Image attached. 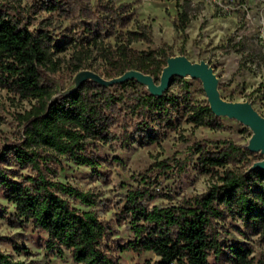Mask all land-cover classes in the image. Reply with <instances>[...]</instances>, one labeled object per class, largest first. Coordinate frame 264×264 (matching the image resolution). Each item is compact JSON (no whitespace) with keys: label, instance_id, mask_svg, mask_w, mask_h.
<instances>
[{"label":"rangeland","instance_id":"rangeland-1","mask_svg":"<svg viewBox=\"0 0 264 264\" xmlns=\"http://www.w3.org/2000/svg\"><path fill=\"white\" fill-rule=\"evenodd\" d=\"M97 0H90L95 5ZM128 4L133 20L130 29L149 26L152 43H133L135 50L165 48L171 57L182 55L192 63L204 61L216 79L219 97L231 103L247 102L264 117V0H113ZM37 0H0V10L11 16H24L33 32L46 31L52 44L64 49L54 52L58 69L47 73L56 96L74 90L83 80L106 81L99 76L103 67L86 35L74 31L68 21L55 14L37 9ZM20 12V14H18ZM185 12L188 23L181 33L176 28L177 15ZM113 43L112 37L105 39ZM82 46V47H79ZM89 50L88 51H86ZM85 51L87 53H85ZM137 81V80H136ZM138 85L122 89L113 83L109 89L121 98L117 108L118 122L112 125V139L98 144L95 155L102 161L97 177L92 169L71 163L66 158L51 163V179L87 194L94 205L85 206L73 197H65L81 212L93 211L107 227L104 245L119 264H152L160 259L153 251L119 252L118 245L134 240L130 229L128 205L131 194L141 196L136 201L145 210L183 205L221 185V178L245 173L248 167L264 160L260 151L252 152L244 162H231L224 168L213 167L205 173L199 168L197 148L210 154L226 150L228 145L247 149L253 131L239 121L217 116L215 127L195 126L184 112L186 102L208 104L202 82L189 77H174L162 94L171 96L175 106L166 105L168 117L148 118L157 137L156 143H143L136 134L139 122L131 112L134 92H151L159 79L137 81ZM187 85V87H185ZM187 99V101H186ZM32 100L0 88V151L5 145L17 142L23 135L18 117L30 108ZM42 155L52 154L47 149ZM52 156H54L52 154ZM16 180L31 175L30 171L12 165ZM250 167V168H251ZM249 168V170H250ZM264 186V179L249 186L253 193ZM218 240L224 245L243 248L244 261L230 262L221 257L217 264H264V239L236 215L225 213L214 222ZM0 251L14 260L28 264H77L71 251L61 247V254L47 248V235L32 228L16 214L0 189ZM213 264L214 259L209 257Z\"/></svg>","mask_w":264,"mask_h":264},{"label":"trees","instance_id":"trees-1","mask_svg":"<svg viewBox=\"0 0 264 264\" xmlns=\"http://www.w3.org/2000/svg\"><path fill=\"white\" fill-rule=\"evenodd\" d=\"M37 1V9L67 20L74 31L81 30L86 35L87 47L95 51L103 64L99 76L104 80L110 81L130 71L160 79L171 54L162 47L131 48L137 42L150 45L152 36L146 25L130 29L133 14L128 4L116 5L113 0H97L95 5L90 0ZM187 23L186 13H178V31L183 33ZM110 37L112 44L105 41ZM63 49L62 45L52 44L46 31H31L24 16H11L0 10V88L21 100H32L30 108L18 117L23 126L21 139L0 151V189L20 218L47 235L50 251L61 254L60 248L64 247L71 251L77 264H119L104 245L108 229L95 212H81L65 197H73L85 206L94 205V201L50 177L55 172L51 163L60 158L86 166L100 177L97 169L102 161L93 149L112 139L110 129L118 122L117 105L121 101L110 91V86L87 79L74 90L56 96L47 73L57 71L58 63L53 55ZM118 85L125 89L137 86L138 82L129 79ZM131 101V112L139 121L134 131L141 135L143 143H156L148 118L166 119V105L175 106V100L166 94L134 92ZM184 112L195 126L215 127L217 116L208 104L187 101ZM42 149L54 156L42 155ZM196 151L199 168L205 173L213 167L224 168L233 161L242 163L252 155L248 149L231 145L218 154H210L203 148ZM7 165L26 169L31 175L18 181ZM250 167L245 173L224 175L221 185L180 206L148 211L136 201L141 196L131 194L127 212L134 240L118 245L117 249L119 252L153 251L160 259L152 264H212L210 256L213 264L224 256L230 262L242 263L245 250L220 242L214 222L231 213L264 239V186L256 193L249 188L264 179V171L249 170ZM0 264L28 263L0 251Z\"/></svg>","mask_w":264,"mask_h":264},{"label":"water","instance_id":"water-1","mask_svg":"<svg viewBox=\"0 0 264 264\" xmlns=\"http://www.w3.org/2000/svg\"><path fill=\"white\" fill-rule=\"evenodd\" d=\"M174 77H189L200 80L212 113L216 116L233 118L249 127L253 131V135L247 149L251 152L260 151L264 154V117L247 102L231 103L222 100L217 93L216 79L207 63L204 61L192 63L182 55L168 58L166 66L162 70L158 86L151 85L150 93L157 96L161 95ZM129 79L148 82L152 78L137 71H130L110 81L98 80V82L107 86ZM250 170L264 171V160L254 163Z\"/></svg>","mask_w":264,"mask_h":264}]
</instances>
